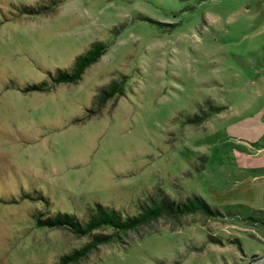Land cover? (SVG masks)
<instances>
[{
	"label": "rangeland",
	"instance_id": "rangeland-1",
	"mask_svg": "<svg viewBox=\"0 0 264 264\" xmlns=\"http://www.w3.org/2000/svg\"><path fill=\"white\" fill-rule=\"evenodd\" d=\"M96 40L80 80L26 90ZM263 75L264 0H0V264H59L90 241L38 225L41 193L85 217L160 191L220 212L160 217L69 264H264Z\"/></svg>",
	"mask_w": 264,
	"mask_h": 264
},
{
	"label": "trees",
	"instance_id": "trees-1",
	"mask_svg": "<svg viewBox=\"0 0 264 264\" xmlns=\"http://www.w3.org/2000/svg\"><path fill=\"white\" fill-rule=\"evenodd\" d=\"M53 4H56L52 1ZM30 12H44L51 8L49 5H42L39 7H26ZM108 44L102 40L92 42L90 47L82 54H79L70 68H59L57 72L52 75L51 82L42 81L28 85L26 90L46 91L50 90L59 83L63 82H77L85 73L86 69L98 61L100 57L107 50ZM124 93L122 84L118 81H113L109 85L103 87L99 94L100 101L106 102L115 95H122ZM218 109V108H216ZM205 119L204 116H195L191 121H200ZM33 193L21 192L19 195L31 197ZM47 210L38 211L33 214L38 225L47 227H67L78 235L90 234L89 242L74 249L68 254L60 256L59 264H69L77 262L99 245L108 243L115 238L121 239L124 235H128L131 231H136L140 227L149 225L160 217L180 218L181 216L197 211H203L209 216H216L219 214V209L210 206V204L202 197L191 196L187 199L174 198L169 199L165 197L161 191L159 197H152L149 201L140 204V209L137 213H122V211L105 206L101 203L90 207L86 216H80L75 212L51 210L48 205V197L41 193ZM16 201V197L9 200ZM110 227L113 229L109 233L94 232L97 229Z\"/></svg>",
	"mask_w": 264,
	"mask_h": 264
},
{
	"label": "crops",
	"instance_id": "crops-1",
	"mask_svg": "<svg viewBox=\"0 0 264 264\" xmlns=\"http://www.w3.org/2000/svg\"><path fill=\"white\" fill-rule=\"evenodd\" d=\"M264 76V75H263Z\"/></svg>",
	"mask_w": 264,
	"mask_h": 264
}]
</instances>
